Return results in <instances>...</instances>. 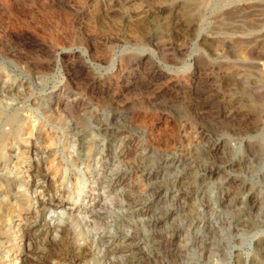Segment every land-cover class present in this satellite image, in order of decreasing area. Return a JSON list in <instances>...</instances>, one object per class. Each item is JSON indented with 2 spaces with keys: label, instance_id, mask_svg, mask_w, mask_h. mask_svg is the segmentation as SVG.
I'll use <instances>...</instances> for the list:
<instances>
[{
  "label": "rangeland",
  "instance_id": "374dc122",
  "mask_svg": "<svg viewBox=\"0 0 264 264\" xmlns=\"http://www.w3.org/2000/svg\"><path fill=\"white\" fill-rule=\"evenodd\" d=\"M234 1L0 0V264H264V0Z\"/></svg>",
  "mask_w": 264,
  "mask_h": 264
},
{
  "label": "bare ground",
  "instance_id": "6f19581e",
  "mask_svg": "<svg viewBox=\"0 0 264 264\" xmlns=\"http://www.w3.org/2000/svg\"><path fill=\"white\" fill-rule=\"evenodd\" d=\"M127 1V0H126ZM223 1V0H222ZM229 1V0H228ZM230 1H232V0H230ZM237 0H235L234 2H236ZM239 1V0H238ZM237 1V2H238ZM187 2L188 3H190L191 2V0H187ZM224 2H226V1H224ZM233 2V3H234ZM239 2H241V1H239ZM243 2V1H242ZM246 2H247V0H246ZM245 2V3H246ZM254 1H252L251 3H253ZM231 3V2H230ZM230 3H229V5H230ZM244 3V2H243ZM248 3V2H247ZM257 3V2H256ZM263 3V2H262ZM224 4H226V3H223V6H224ZM235 4V3H234ZM241 4V3H240ZM261 4V3H260ZM122 5V4H121ZM222 5V4H221ZM244 6V5H243ZM263 6V5H262ZM37 7V6H36ZM240 7V6H239ZM248 7V6H247ZM253 7H255V6H253ZM252 7V8H253ZM126 8V7H125ZM251 8V9H252ZM258 8V7H257ZM124 9V8H123ZM193 9V8H192ZM220 9V8H219ZM229 9V8H228ZM248 9V8H247ZM246 9V10H247ZM196 10V9H195ZM241 10V9H240ZM243 10V9H242ZM118 11V10H117ZM197 11V10H196ZM202 11V10H201ZM264 11V10H263ZM232 12V11H231ZM242 12V11H241ZM119 13V12H118ZM117 13V14H118ZM194 13V12H193ZM243 13V12H242ZM108 14V13H107ZM121 14V13H120ZM187 14H189L188 15V22H189V24H188V27H189V29L192 31V32H197L196 30L197 29H199L198 28V23H199V17L198 16H195V14H191V13H189V11L187 12ZM236 14V13H235ZM122 15V14H121ZM128 16V15H127ZM224 16V15H223ZM227 16V15H226ZM226 16H224V18H226ZM122 17V16H121ZM201 17V16H200ZM228 17H229V15H228ZM227 17V18H228ZM126 18V17H125ZM247 18V17H246ZM115 19V18H114ZM131 19V18H130ZM182 19V18H181ZM66 20V19H65ZM121 20V19H120ZM132 20V19H131ZM227 20H229V19H227ZM119 21V20H118ZM185 21V20H184ZM230 21V20H229ZM132 22V21H131ZM186 22V21H185ZM202 22V21H201ZM228 22V21H227ZM67 23V22H66ZM119 23H121L120 21H119ZM259 23V22H258ZM132 24V23H131ZM203 24V23H202ZM243 25V24H242ZM132 26H134V25H132ZM199 26H200V24H199ZM5 27V26H4ZM128 28V27H127ZM137 28H139V26H137ZM165 28V27H164ZM131 29V28H130ZM147 29V28H146ZM201 29V28H200ZM14 30V29H13ZM111 30V29H110ZM118 30V29H117ZM200 30H198V32L196 33V40L195 41H201V43L200 44H206L207 46H208V49H210V51H213L214 52V49H215V39H217V38H215V37H211V38H203L202 40H200L201 39V34H200V32H199ZM16 32V31H15ZM112 32V31H111ZM174 32V31H173ZM17 33V32H16ZM152 33V32H151ZM23 34V33H22ZM28 34V33H27ZM26 34V35H27ZM113 34V33H112ZM143 34V33H142ZM141 34V35H142ZM156 34V33H155ZM207 34H209V33H207ZM31 35V34H30ZM127 35V34H126ZM131 35V34H130ZM153 35V34H152ZM190 35H192V34H190ZM132 36V35H131ZM138 36H139V34H138ZM215 36V35H214ZM225 36V35H224ZM204 37H205V35H204ZM56 38V37H55ZM123 38V37H122ZM126 38V37H125ZM129 39V38H128ZM151 39V38H150ZM231 39V38H230ZM57 40H58V38H57ZM229 40V39H228ZM16 41V40H15ZM134 41V40H133ZM193 41H194V39H193ZM216 41H219V39L218 40H216ZM57 42V41H56ZM221 42V41H220ZM223 42V41H222ZM244 42V41H243ZM38 43V42H37ZM231 43V42H230ZM236 42H234V44H235ZM252 43V42H251ZM22 44V43H21ZM61 44H63V42L61 43ZM219 44V43H218ZM2 45V44H1ZM59 45V44H58ZM236 45V44H235ZM193 46V45H192ZM199 46V45H198ZM228 46V45H227ZM27 47V46H26ZM25 47V48H26ZM56 48V47H55ZM69 48V47H68ZM196 49V48H195ZM198 49V48H197ZM37 50V49H36ZM77 50V49H76ZM80 50V49H79ZM135 50V49H134ZM138 50V49H137ZM222 50H224V48L222 49ZM4 51V50H3ZM66 51H68V53H69V51H71V50H61V51H59L58 53H57V55H56V61H57V65H59L60 64V59H61V57H62V55L63 54H65L66 53ZM141 51V50H140ZM193 51V50H192ZM122 52V51H121ZM121 52H120V54H121ZM127 52V51H126ZM133 52V51H132ZM132 52H130V53H132ZM189 52V51H188ZM197 52H199V50H197ZM143 53V52H142ZM144 53H146V52H144ZM3 54H4V52H3ZM119 54V55H120ZM124 54V53H123ZM127 54V53H126ZM139 54V53H138ZM146 54H148V53H146ZM199 54V53H198ZM202 54V53H201ZM200 54V55H201ZM12 55V54H11ZM51 55V54H50ZM82 55L84 56V57H88V53L87 52H83L82 51ZM113 55V54H112ZM116 55V54H115ZM149 55V57H152V56H150V54H148ZM22 56V55H21ZM191 56H193V55H191ZM212 56V55H211ZM104 57H106V56H104ZM111 57V56H110ZM109 57V58H110ZM144 57V56H143ZM154 57V56H153ZM214 57V56H213ZM96 58V57H95ZM155 58V57H154ZM111 59V58H110ZM109 59V60H110ZM28 60V59H27ZM96 60V59H95ZM104 60V59H103ZM212 60V59H211ZM224 60H226V59H224ZM86 61V60H85ZM122 61V60H121ZM156 61V60H155ZM154 61V62H155ZM207 61V60H206ZM26 62V61H25ZM100 62V61H99ZM117 62H118V56H116L115 57V59H113V61H112V66H111V70L113 71V69L116 67V65H117ZM191 62V61H190ZM212 62V61H211ZM227 62V61H226ZM225 62V63H226ZM229 62H231V61H229ZM119 63H121V62H119ZM186 63H187V61H186ZM189 63V62H188ZM228 63V62H227ZM214 64V63H213ZM231 64H232V62H231ZM2 65V64H1ZM10 65V64H9ZM108 65V64H107ZM190 65V64H189ZM188 65V66H189ZM228 65H230V64H228ZM30 66V65H29ZM118 66V65H117ZM183 67H186V66H183ZM109 68V67H108ZM250 68V67H249ZM185 69H187V67L186 68H184V70ZM181 70V69H180ZM179 70V71H180ZM188 70V69H187ZM229 70V69H228ZM178 71V70H177ZM189 71V70H188ZM107 72V71H106ZM118 72V71H117ZM183 72V71H182ZM231 72V71H230ZM184 73V72H183ZM186 73H187V71H186ZM110 74V73H109ZM180 74V73H179ZM226 74V73H225ZM174 76H175V73L173 74ZM177 75V74H176ZM195 77V76H194ZM170 78V77H169ZM172 78H173V76H172ZM7 92H8V90H7ZM143 123L146 125V124H148L149 123V120H147V118H144L143 119ZM148 126V125H147ZM240 221H241V219H240ZM244 221V220H243ZM245 222V221H244ZM33 232H35V231H33ZM32 232V233H33ZM121 248V247H120ZM117 249V248H116Z\"/></svg>",
  "mask_w": 264,
  "mask_h": 264
}]
</instances>
